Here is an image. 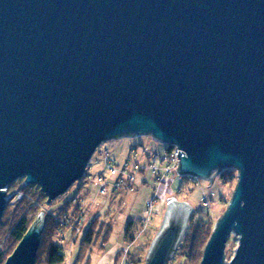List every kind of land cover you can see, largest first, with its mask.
I'll return each instance as SVG.
<instances>
[{"label":"water","instance_id":"1","mask_svg":"<svg viewBox=\"0 0 264 264\" xmlns=\"http://www.w3.org/2000/svg\"><path fill=\"white\" fill-rule=\"evenodd\" d=\"M142 136L181 177L237 170L200 264H264V0H0V221L14 182L51 205L103 142ZM194 211L168 199L145 264L175 259ZM43 215L5 264H36Z\"/></svg>","mask_w":264,"mask_h":264},{"label":"rangeland","instance_id":"2","mask_svg":"<svg viewBox=\"0 0 264 264\" xmlns=\"http://www.w3.org/2000/svg\"><path fill=\"white\" fill-rule=\"evenodd\" d=\"M152 156L160 157L159 167L161 169L168 166V162L165 161L167 156L166 145L157 142L151 136L117 138L105 141L91 159L88 175L76 182L66 194L57 198L55 204L46 203L47 211L56 216L61 208L59 205L75 197L83 208L84 219L80 223L81 229L75 230L74 227H67L62 234L56 237V243L63 246L64 257H66L64 264H99L102 256L105 257L104 261H113L115 254L121 253L124 248V254L128 253L129 258H145L146 261L147 252L152 242L149 239L154 238L158 232L157 229L159 230L161 227L168 199L172 197L182 202H188L197 212L211 213L212 223L217 222L219 217L225 213L236 189L237 180L232 184L224 185L217 177L211 185V182L207 180L192 177L194 180L190 181L194 191L186 197L179 194L181 176L177 172L173 171L171 175L165 178L164 182L158 183L157 174L151 164L150 157ZM108 161L114 162L115 167L119 169H124L129 163L139 165L142 172L137 174L138 179L131 189L115 191V185L119 181H125L127 185H130V182L124 175H112L108 170ZM100 178L104 179L103 184L100 183ZM23 181L25 180L20 179L14 182L7 189V195L12 198L6 209L12 210L13 208V211L8 216L6 215V219L2 218L3 223H0V251L7 252V255L14 252L17 247L11 231L14 222L25 209L19 206L24 199V193L20 191ZM104 184L108 185L105 195L101 193ZM37 188L41 190L40 187L33 186L32 191L33 193L37 192L36 196H40ZM150 209L151 212L148 215L146 210ZM94 219L112 224L110 240L104 249L107 253L95 245L90 249L83 247L84 234L89 228V223ZM131 221L135 222L132 233L136 238L129 241L124 240L126 226ZM144 224L147 227H144ZM237 247L238 237L232 235L226 248L228 261L234 257ZM116 263L124 264L122 260Z\"/></svg>","mask_w":264,"mask_h":264},{"label":"trees","instance_id":"3","mask_svg":"<svg viewBox=\"0 0 264 264\" xmlns=\"http://www.w3.org/2000/svg\"><path fill=\"white\" fill-rule=\"evenodd\" d=\"M174 149V147L166 148V162H168L167 157H169V155L174 151ZM155 157H158L157 163L159 165V156L150 157L151 164H154L153 159ZM140 172H142V170ZM87 175L88 170L85 176ZM237 175V170L230 169L218 175V178L222 184L228 185L234 183L237 180ZM134 180L136 181V179ZM190 180L193 181L194 179H192V177H181L179 194L188 197L193 193L194 188H191ZM21 186L22 187L20 191L24 193V199L22 200V202H20L19 206L20 208L25 209L24 212L20 215V217L16 219L12 227L11 235L13 237V240L18 246L23 239L22 237L26 235V233L29 231L30 227L34 223V220L39 215L44 214L43 216H45V229L42 233L41 247L38 252L36 264H64L66 262V257H64L65 254L63 252V246L56 243V237L62 234L67 227H74L75 230L81 229L82 226L80 225V223L84 219L82 205L77 202L79 200L76 197L66 200L63 204L59 205L61 206V208L59 210L58 215L56 216L53 213L47 211L45 205L48 199L39 188L37 189L40 192V196H36L37 192H34V194L32 191L33 186H26L25 181H23V185ZM129 189L131 188H129L125 181H123V185L119 188H115V191L119 192L121 190ZM55 203L56 201L53 202L51 205ZM12 211L13 208L12 210L10 208H7L4 213L5 215L2 218L6 219L9 213ZM3 219L0 223H3ZM216 223L217 222H211V213L204 214L201 211H195L194 214L191 216L189 229L187 231L186 237L183 240V243L177 253L175 260L170 262V264H200V260H202L205 246L214 230L213 228H215ZM89 224V228L86 234H84L85 236L83 239V247H87L90 249L95 245L98 247V249L100 248L101 250H104L110 240V233H112V224L110 222L103 223L98 219H94ZM134 227V221L129 222L126 226L125 239H127L128 241L134 240L136 238L135 235H133L132 233ZM152 239L153 238H150L149 241L151 242ZM6 253L7 252L3 253L0 251V264H5L7 259L13 254V252L8 255ZM144 263L145 258H129L127 262V264Z\"/></svg>","mask_w":264,"mask_h":264},{"label":"built area","instance_id":"4","mask_svg":"<svg viewBox=\"0 0 264 264\" xmlns=\"http://www.w3.org/2000/svg\"><path fill=\"white\" fill-rule=\"evenodd\" d=\"M178 154H179V150L174 149V151L169 155V157H167L169 165L164 169H161L159 167V165L157 163L158 157H155L153 159L154 164H152V167L154 169V172L157 174V178L159 180L158 183L161 181L163 182L165 180V178H167L173 170L175 172H177L178 162H179ZM113 163L114 162H112V161H108V170L110 171V173L112 175H124L126 177L127 181L130 182V185H128L129 188H132V185L135 183L134 179H136V175L142 170L139 167V165L131 163V164H128L124 169H119V168H116ZM103 181H104V179L100 178V183L103 184ZM122 185H123V181H119L118 183H116L115 188H119ZM107 187H108V185L104 184V188L101 190V193H103L104 195L107 193ZM20 197H22V196H20ZM146 211L149 215L151 212V209L146 210ZM144 227H147V225L144 224Z\"/></svg>","mask_w":264,"mask_h":264},{"label":"crops","instance_id":"5","mask_svg":"<svg viewBox=\"0 0 264 264\" xmlns=\"http://www.w3.org/2000/svg\"><path fill=\"white\" fill-rule=\"evenodd\" d=\"M137 179H138V177L136 178V181H137ZM135 181V182H136ZM141 236V238H143V236L142 235H140ZM140 238V239H141ZM124 240H125V236H124ZM126 247V246H125ZM125 249V248H124ZM124 249L122 250V254L120 253V252H118L117 254H115V258H114V260L113 261H111V260H105L104 261V256H102L101 257V259L99 260L100 261V263L99 264H117L116 262H120L121 260L123 261V263L124 264H127V262H128V260H129V254L127 253V254H124ZM105 252H106V250H104ZM107 253V252H106ZM104 261V262H103Z\"/></svg>","mask_w":264,"mask_h":264}]
</instances>
